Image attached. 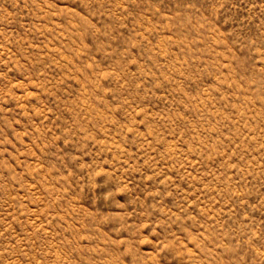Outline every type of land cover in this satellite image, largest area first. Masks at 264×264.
<instances>
[{
  "label": "rangeland",
  "instance_id": "1",
  "mask_svg": "<svg viewBox=\"0 0 264 264\" xmlns=\"http://www.w3.org/2000/svg\"><path fill=\"white\" fill-rule=\"evenodd\" d=\"M0 264H264V0H0Z\"/></svg>",
  "mask_w": 264,
  "mask_h": 264
}]
</instances>
